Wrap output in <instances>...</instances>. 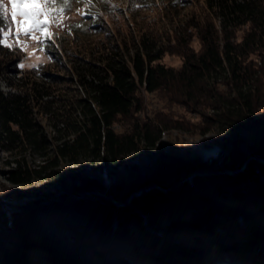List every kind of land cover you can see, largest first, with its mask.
I'll return each instance as SVG.
<instances>
[{"label": "trees", "instance_id": "16d2710c", "mask_svg": "<svg viewBox=\"0 0 264 264\" xmlns=\"http://www.w3.org/2000/svg\"><path fill=\"white\" fill-rule=\"evenodd\" d=\"M106 1L109 2L99 0L98 4L103 6ZM4 16V23L11 25L10 17ZM92 16L90 33L82 30L68 40H45V49L54 59L52 66L18 68L15 57L23 50L0 44V149L11 157L7 159L9 182L27 183L38 177L62 181L67 177L58 168L62 159L72 162L91 159L101 169L105 164L120 162L141 145L154 147L169 122H137L130 132H118L114 127L119 118L131 117L140 109L138 94L142 88L148 92L163 91L169 101L201 113L210 111V115H202L208 125L252 133L264 130V122L254 117L264 107V67L251 58L264 53V0H202L198 10L165 34L150 28L120 40L108 35L96 38L105 30L100 22L101 14L96 11ZM79 33L83 36H78ZM94 34L95 38H90ZM194 39L200 44L198 50L191 45ZM166 53L180 55L182 65L174 68L161 63ZM260 58L264 61L263 55ZM10 63L14 71L8 74ZM59 63L68 77L57 74ZM63 80L69 81L72 88H62L59 84ZM2 82L7 89L2 87ZM41 119L52 129V138ZM30 155L38 157L36 164L29 160ZM212 166L200 157L184 161L162 153L154 167L155 175L133 184L130 190L140 186L149 189L120 206L104 199L95 203L86 200L73 207L71 218L76 223H71L70 228L76 238L100 254L104 252V239L95 238V230L128 238L127 228L128 232L143 227L146 233L142 231V234L149 238L144 244L149 247L140 251L139 246L137 251L141 255L137 258H130V250L120 249V245H113L115 250L109 249L114 254L122 253L130 264H174L176 261L175 264H215L220 254L236 257L225 259L222 264L244 263L237 258L263 264L264 245L256 247L254 243L264 238L262 230L257 229H264V163L251 158L241 173H226L222 183L209 189L214 197L229 203L246 201L244 205L252 209V218L247 220L249 232L244 237L248 243L243 242L242 246L230 239L233 246L224 249L215 245L214 249H208L209 239L200 237L214 234L218 226L222 227L218 233H225L223 227L236 222L226 216L233 211H215L208 196L187 181L172 192L164 190L192 174L200 182ZM226 179L231 181V186L224 185ZM105 187L96 179H86L80 186H74L78 191H102ZM117 189L112 188L110 193L115 200L125 199L130 191L119 196ZM54 205L39 208L46 212L54 209ZM143 215L147 217L146 224L141 219ZM34 217V214L13 216L15 234L21 236V241L18 244L13 241L7 249L6 253L12 256L8 264H21L28 251L40 247L45 250L48 264H88L82 256L80 259L78 251L64 249V244L46 243V237L37 233L40 219L34 221ZM3 221L7 222L5 216ZM156 228H160L165 239L187 233L184 240L189 248L179 246L177 254L168 252ZM32 234H38L42 240L29 239L28 235ZM130 240L122 242L126 244ZM196 241L208 250L196 246ZM246 244L248 249L243 247Z\"/></svg>", "mask_w": 264, "mask_h": 264}, {"label": "rangeland", "instance_id": "374dc122", "mask_svg": "<svg viewBox=\"0 0 264 264\" xmlns=\"http://www.w3.org/2000/svg\"><path fill=\"white\" fill-rule=\"evenodd\" d=\"M98 2L99 0H91L90 4H86L77 2V0H68V3L64 4L61 0H57V3L48 5H13L9 0H3L2 8L4 14L9 16L12 22L10 35L5 44L12 45L11 47L18 46L23 50V52L17 54L15 57L18 68L29 69L40 64L52 66L54 59L52 55L48 54L47 49H45V37L53 40L62 38L64 41L65 39L72 38L73 34L77 31L81 32L84 30L86 31L85 34L90 33L91 29H89V26L92 24V15L96 11L101 14L100 22L103 24V29L105 30L103 34H98L96 38L108 35L112 38L117 36L120 40L122 37H129L131 34L135 35L140 31L150 28L159 33L164 32L165 34L176 28L192 11L198 10V7L202 4V0H109V2H103V6L99 5ZM95 3L98 5H95ZM35 8L48 10V14L43 17V20L49 24V27L45 28L43 34L37 31L30 35H24L23 33L28 29L31 21L25 22L20 13L22 11L30 12ZM243 29L238 32L239 38L242 35ZM17 33L20 34L17 35ZM78 36L82 37L83 34L79 33ZM33 37H38L42 42H37V39ZM90 38H95V34ZM191 45L196 50L200 48L197 39H194ZM51 50L55 51L54 49ZM262 55L264 56V53ZM262 55L255 54L251 58L258 66L264 67V61H261L260 58ZM1 57L2 55L0 54ZM160 62L166 66L179 68L182 65L183 59L178 54L166 53ZM12 66V63L8 65V74L14 71ZM59 66H61V63L56 68L57 74L63 78L68 77L67 71L59 68ZM1 85L4 89H7L3 82ZM59 85L64 89L68 88V90L72 88V85L67 80L61 81ZM164 94L163 91L148 92L142 88L138 94L141 101L140 109L133 112L131 117L119 118L114 126L118 132H130L133 124L137 122L140 124L144 122H155L157 124V120L169 122V125H167L169 127L164 129L156 145L154 147L141 145L120 162L110 165L105 164L101 169H98V163L93 162L91 159L80 158L75 162L62 159L58 168L67 176L62 181H50L38 177L33 178L27 183L13 184L6 177L10 169L7 159L9 160L11 157L0 149V264H8L11 261L12 256L6 253V251L11 248L14 242L18 244L21 241V236L15 234L16 228L13 226V216L19 217L30 214L35 215L34 221H37L38 218L40 219H38L40 232L38 231L37 233H40L42 237H46V243L57 244L59 242L64 244V249L70 250V252L74 250L78 251L80 259L83 257L88 264H130L129 261L127 262L123 259L122 253L118 252L114 254L111 253V250H115L113 249V245H120V249L123 247L126 248L125 250H130V258L140 256V251L149 247L144 244V241L149 238H146V234H142V231L146 233L142 229L143 227L133 230L129 229L128 232L127 228L125 232L129 234L128 238L127 236L118 237L116 233L108 236L104 231L95 230L93 235L95 238H103V245H105L102 248L103 253L95 254L82 239L75 237L73 229L71 230L70 228L71 223H76V219L71 218L75 209L73 207L78 204L82 205L86 200H91V202L95 203L104 199L118 206L126 202L128 203L133 196L140 195L143 191L149 189V187L140 186L134 188L132 191L130 190L133 189L131 188L133 184L135 186L140 180L155 175L154 167L162 153L181 158L184 161L200 157L202 161L213 164L204 173V178H202L204 180L197 182V177L192 174L187 176L186 179L178 181L177 185H169V187L164 189L167 192H172L178 187L185 185V181H187L194 189L197 188L208 196L215 211L221 209L228 213L233 211L231 215L226 214V216L236 222L232 226H224L225 233H218L222 228L218 226L214 234L200 235L205 240L206 238L209 239L210 245L207 244L208 249H214L216 246H221L224 249L233 246L228 241L230 239L233 243L236 242L235 244L238 246H242L243 242L248 243L247 240H244V237L249 232L247 220L252 218V209L244 205L246 201L244 203L240 200H234L235 203H229L224 199L214 197L209 189L218 183H222V177L226 173L229 175L241 173L246 167V162L251 158L264 163V130L261 129L252 133L249 130L231 131L220 126L208 125L205 117L202 115H210V111L201 113L181 103L171 102L164 97ZM254 117L264 122V107L258 109L254 113ZM41 120L45 125L48 136L52 138V129L46 125L47 121ZM211 148L216 149L217 154H214L212 157H206L204 152L211 150ZM28 158L34 164L38 162V157L35 155H30ZM86 179L101 180L106 187L102 191L96 189L78 191L74 188L76 185L80 186ZM230 182L229 179H226L224 185L228 186L231 184ZM114 187L119 188V190L117 189L120 193L119 196L124 194L123 192L130 191L125 199L117 198L118 200H115L110 195ZM108 189L110 190L109 193L107 192ZM51 203H55L56 205L54 206L56 207L50 211L44 212V209L39 208L42 205H49ZM43 214H47L46 217ZM4 216L7 219L6 223L3 221ZM141 219L143 224H146V215H143ZM81 220L84 221V217ZM168 222L169 220L165 223L168 224ZM240 229L242 231L239 232ZM257 229L259 231L262 230L261 232L264 234V229H261V227ZM155 231L160 237L161 244L168 252L171 250L177 254L176 251L179 246L185 248L189 246L184 240V237L187 238V233L180 232L179 238L168 236L165 239L162 236L163 233L160 231V228H156ZM10 235L11 237H9ZM32 236L33 234L28 235V238H32L31 240L37 242L42 240L38 234ZM127 239L131 240L127 241L126 244L122 242ZM254 244L256 247L257 245H264V238L256 239ZM110 245L111 247H109ZM195 245L200 246L202 250L206 249L205 245L199 244V242ZM243 247L248 249L249 244L243 245ZM137 248H139V252ZM251 248L253 247L249 249ZM135 252L136 254H134ZM27 255L21 264H30L29 261L32 260H34L32 264H48L45 250L41 247L28 251ZM246 256L248 258V255ZM221 258L223 261H220ZM232 258L236 257L220 254L217 258L219 262L215 264H222L225 259L229 260ZM237 259L242 261V263L244 262L243 264H251L247 259Z\"/></svg>", "mask_w": 264, "mask_h": 264}, {"label": "snow or ice", "instance_id": "6c2138e0", "mask_svg": "<svg viewBox=\"0 0 264 264\" xmlns=\"http://www.w3.org/2000/svg\"><path fill=\"white\" fill-rule=\"evenodd\" d=\"M9 2L13 5H40V4H55L57 0H9ZM64 4L68 3V0H61ZM77 2H82L86 4H90L91 0H77ZM3 0H0V44L4 46L11 47L12 45L5 44V41L9 38L11 25L4 23L5 16L4 10L2 8ZM62 11V10H61ZM48 14L47 9L35 8L30 12L22 11L20 16L24 18L25 22L31 21L28 29L23 33L24 35H30L34 32L39 31L41 34L44 33L45 28L49 27V24L43 20V17ZM20 33H17L19 35ZM37 39V42H42L38 37H33ZM46 39L48 37H45Z\"/></svg>", "mask_w": 264, "mask_h": 264}, {"label": "bare ground", "instance_id": "6f19581e", "mask_svg": "<svg viewBox=\"0 0 264 264\" xmlns=\"http://www.w3.org/2000/svg\"><path fill=\"white\" fill-rule=\"evenodd\" d=\"M214 154H217V150L216 149H212V148H211V150H208V151L204 152V155L206 157H212Z\"/></svg>", "mask_w": 264, "mask_h": 264}]
</instances>
